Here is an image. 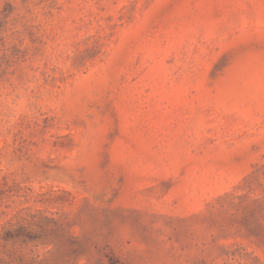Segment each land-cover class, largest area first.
I'll return each mask as SVG.
<instances>
[{
	"label": "rangeland",
	"instance_id": "374dc122",
	"mask_svg": "<svg viewBox=\"0 0 264 264\" xmlns=\"http://www.w3.org/2000/svg\"><path fill=\"white\" fill-rule=\"evenodd\" d=\"M0 264H264V0H0Z\"/></svg>",
	"mask_w": 264,
	"mask_h": 264
}]
</instances>
